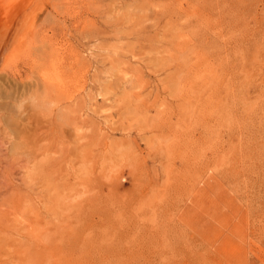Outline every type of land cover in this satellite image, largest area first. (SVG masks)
<instances>
[{"label":"rangeland","instance_id":"rangeland-1","mask_svg":"<svg viewBox=\"0 0 264 264\" xmlns=\"http://www.w3.org/2000/svg\"><path fill=\"white\" fill-rule=\"evenodd\" d=\"M34 1L0 70V264H264V0Z\"/></svg>","mask_w":264,"mask_h":264},{"label":"bare ground","instance_id":"bare-ground-1","mask_svg":"<svg viewBox=\"0 0 264 264\" xmlns=\"http://www.w3.org/2000/svg\"><path fill=\"white\" fill-rule=\"evenodd\" d=\"M30 1H34V0H30ZM39 1V0H38ZM35 2V1H34ZM33 2V3H34ZM29 0H18L15 1L13 6H12V10H10L6 15L4 19H0V70H3L4 67L7 68L9 61L12 62V60H10V55L8 56L7 53H9L11 50V47H13L12 49H17L20 41V35L23 33L20 32V34L18 35L19 31L23 30L24 31V26H25V21H21L20 22V17L22 16V13L24 12V9L29 5ZM37 3V2H36ZM39 3V2H38ZM43 3V2H41ZM40 3V4H41ZM31 4V3H30ZM43 5V4H42ZM32 6V5H31ZM36 6V5H35ZM29 11V9H28ZM24 14V13H23ZM28 14V13H27ZM27 17V16H26ZM27 18H30L27 17ZM26 18V19H27ZM22 19V18H21ZM24 17V20H26ZM32 19V18H30ZM27 21H29V19H27ZM19 25V26H18ZM19 27V28H17ZM28 30V28L26 29ZM25 30V31H26ZM32 36V34H31ZM22 37V36H21ZM33 37V36H32ZM26 38V37H25ZM27 40V39H26ZM17 45L16 47H14V45ZM49 48V46H48ZM19 49H17L18 51ZM9 51V52H8ZM25 51V50H24ZM50 51V50H49ZM54 52V51H53ZM13 53V52H12ZM52 54V53H51ZM43 60V59H42ZM47 63V62H46ZM12 64V63H11ZM42 64V63H41ZM13 65V64H12ZM46 65V64H45ZM57 71V70H56ZM46 73V72H45ZM45 75V74H44ZM43 75V76H44ZM52 81V80H51ZM56 81V80H53ZM60 81V80H59ZM75 93V92H74ZM259 131V130H258ZM241 152V151H240ZM256 194V193H255ZM25 208V207H24ZM7 222V221H6ZM7 232V231H6ZM4 253V252H3ZM7 260V259H5Z\"/></svg>","mask_w":264,"mask_h":264}]
</instances>
